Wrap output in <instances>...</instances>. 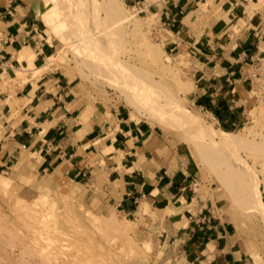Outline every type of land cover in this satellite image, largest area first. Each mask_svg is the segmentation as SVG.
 I'll list each match as a JSON object with an SVG mask.
<instances>
[{
    "label": "crops",
    "instance_id": "crops-1",
    "mask_svg": "<svg viewBox=\"0 0 264 264\" xmlns=\"http://www.w3.org/2000/svg\"><path fill=\"white\" fill-rule=\"evenodd\" d=\"M124 1L154 17L165 53L187 59L188 101L233 124L246 71L264 61V0ZM39 12V0H0V173L64 182L96 208L157 230L162 264H252L233 224L196 187L182 143L121 105L90 104L75 75L46 64L57 42Z\"/></svg>",
    "mask_w": 264,
    "mask_h": 264
},
{
    "label": "rangeland",
    "instance_id": "rangeland-1",
    "mask_svg": "<svg viewBox=\"0 0 264 264\" xmlns=\"http://www.w3.org/2000/svg\"><path fill=\"white\" fill-rule=\"evenodd\" d=\"M39 4L45 32L57 42L46 64L75 75L90 104L106 111L121 105L129 119L152 123L170 142L182 143L197 166L196 187L233 224L251 263L264 264V210L257 201L264 209V99L248 89L242 114L234 111L233 124L224 126L186 98L188 61L164 52L152 15L124 0ZM185 113L215 133L226 130L227 147H214L189 126ZM157 233L114 209L96 208L64 182L0 173V264H162L166 247Z\"/></svg>",
    "mask_w": 264,
    "mask_h": 264
},
{
    "label": "bare ground",
    "instance_id": "bare-ground-1",
    "mask_svg": "<svg viewBox=\"0 0 264 264\" xmlns=\"http://www.w3.org/2000/svg\"><path fill=\"white\" fill-rule=\"evenodd\" d=\"M122 3V5H123V2H121ZM113 4H114V2H113ZM117 5V4H116ZM114 6V5H113ZM115 7V6H114ZM18 56V55H17ZM22 57V56H21ZM20 57V58H21ZM47 59H49V58H47ZM19 60V59H18ZM46 65V64H45ZM41 68V67H40ZM43 68V67H42ZM37 68H34L33 70H36ZM18 70H20L19 68L18 69H16L15 71H18ZM162 74V73H161ZM167 74V73H166ZM166 74H164L165 76H166ZM163 74H162V76L163 77H165ZM168 76L170 77V75L168 74ZM162 77V78H163ZM166 78H167V76H166ZM183 116H184V118H185V120H186V122L189 124V126L192 128V129H195V130H198L199 132H203L207 137H208V139H209V141L211 142V144L214 146V147H216V148H225V147H227V141L225 140V138H224V134H226L222 129H220V128H217V130H216V132L217 133H215V132H213V129H212V127H211V125L210 126H207V128H204V121H196L195 119H193L190 115H188V114H183ZM132 118H133V120H135V121H138L139 119L138 118H136V117H134L133 115H132ZM198 118V117H197ZM141 121V120H140ZM148 124H150V126H153V124L152 123H148ZM109 148H112V147H109ZM104 149V148H103ZM107 149V148H106ZM191 153H192V157L194 158V160L196 161V163L199 165V166H201V165H203V160H202V158L200 157V155H199V153H197V149H195V148H191ZM263 171V170H262ZM253 185V184H252ZM253 187H254V185H253ZM253 187H252V191H255L254 189H253ZM256 193V192H255ZM259 195V194H258ZM257 201H258V206L262 209V210H264L263 209V204H262V202L259 200V198H257ZM260 210V209H259ZM261 210V211H262ZM263 212V211H262ZM260 213L261 215L263 214V213ZM264 216V215H263Z\"/></svg>",
    "mask_w": 264,
    "mask_h": 264
},
{
    "label": "built area",
    "instance_id": "built-area-1",
    "mask_svg": "<svg viewBox=\"0 0 264 264\" xmlns=\"http://www.w3.org/2000/svg\"><path fill=\"white\" fill-rule=\"evenodd\" d=\"M246 80L249 91L252 90L255 96L264 99V64H252L246 71Z\"/></svg>",
    "mask_w": 264,
    "mask_h": 264
}]
</instances>
